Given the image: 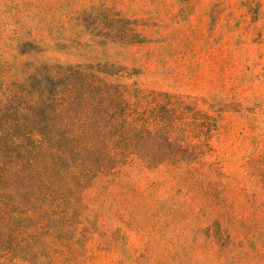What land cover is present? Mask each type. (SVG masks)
<instances>
[{
    "label": "rangeland",
    "instance_id": "rangeland-1",
    "mask_svg": "<svg viewBox=\"0 0 264 264\" xmlns=\"http://www.w3.org/2000/svg\"><path fill=\"white\" fill-rule=\"evenodd\" d=\"M0 264H264V0H0Z\"/></svg>",
    "mask_w": 264,
    "mask_h": 264
}]
</instances>
